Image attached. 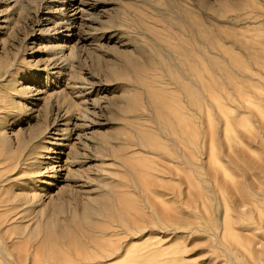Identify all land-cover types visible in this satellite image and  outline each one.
<instances>
[{
  "label": "rangeland",
  "instance_id": "obj_1",
  "mask_svg": "<svg viewBox=\"0 0 264 264\" xmlns=\"http://www.w3.org/2000/svg\"><path fill=\"white\" fill-rule=\"evenodd\" d=\"M73 1L0 0V264H264V0Z\"/></svg>",
  "mask_w": 264,
  "mask_h": 264
},
{
  "label": "bare ground",
  "instance_id": "obj_2",
  "mask_svg": "<svg viewBox=\"0 0 264 264\" xmlns=\"http://www.w3.org/2000/svg\"><path fill=\"white\" fill-rule=\"evenodd\" d=\"M61 2V10L60 14L66 15L65 10H63V7L66 6L64 3L65 0H62ZM73 2H79V0H74ZM89 3V0H81V4H87ZM76 5H73L71 7H75ZM25 4L20 0L19 3H17L16 12L24 11ZM81 9L80 6L77 7L79 10ZM87 10L81 9V13L83 15L87 14ZM20 16V13H19ZM51 22V19H49ZM67 22H61L56 23V31H60L62 28H70L68 25H66ZM58 49H60L62 52L64 50V47L60 46ZM234 61H237L234 59ZM56 63V62H55ZM67 64H69L67 62ZM66 65V64H65ZM240 65V64H239ZM244 69V67H241ZM231 83H234L233 79L229 80ZM61 131V130H60ZM65 132L69 131L68 128L64 130ZM65 134L64 140H68L70 137L69 134ZM67 146V145H65ZM71 145L68 146V148ZM41 156L40 152L36 150V148H31L29 155H23L22 159L14 160V158H3L0 157V166H2V169L0 170L2 175V179H0V239L2 240H8L12 243H15L16 241L20 240L22 237H14L13 231L14 229H23V231H26L27 229H32L34 226H32L33 223V217H31V214L28 212H33L37 208L38 199L39 197L36 195L30 196L27 192L28 189H32V184H35L37 182V179H39L42 176L41 168H39V157ZM72 155H69V164H77L79 166L83 161L81 160V152L73 153ZM73 158V159H72ZM72 159V160H71ZM28 161L31 163L27 164ZM24 166V169H21L22 171H27L28 176L26 178H22L21 183L14 182V177L17 175V171L14 169L15 167ZM41 166V165H40ZM55 169V168H53ZM41 182H44V180H41ZM31 186V187H30ZM17 187V188H14ZM19 192H23L27 195H20ZM48 224H52V222H48ZM4 230H7V233L4 235L1 234ZM128 255V252H126L122 259L126 258ZM88 262H91V264H95L98 262V258H95L94 256L90 257ZM99 263V262H98ZM97 263V264H98Z\"/></svg>",
  "mask_w": 264,
  "mask_h": 264
}]
</instances>
